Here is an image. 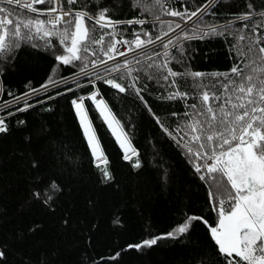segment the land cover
<instances>
[{
    "label": "trees",
    "instance_id": "obj_1",
    "mask_svg": "<svg viewBox=\"0 0 264 264\" xmlns=\"http://www.w3.org/2000/svg\"><path fill=\"white\" fill-rule=\"evenodd\" d=\"M205 2L170 0V5L178 11L185 7L195 10ZM135 3L136 0H77L71 8L87 11L107 7L108 16L115 21H150L143 27L121 23L115 31L128 41H133L137 33L147 40L145 31L153 37L162 35L160 22L134 7ZM248 3L254 11H264V0H218L210 9L217 15L205 19L223 24L233 14L248 11ZM161 21L180 23L178 18L163 15ZM101 31L106 40L112 39L108 29L97 27L95 35L98 37ZM33 43L38 46L22 44L11 56L0 59L1 101L37 89L50 77L61 79L79 71L78 67H66L55 60L62 51L56 38L51 40V47L39 40ZM235 43L233 36L185 42L183 53L170 49L181 61H173L170 67L179 72L230 73L240 62ZM87 82L89 78L82 80L80 87L72 85L58 91L59 96L55 95L58 92L50 95L54 99L46 96L31 101L33 106L27 111L15 109L10 111L14 115L6 114L8 131L0 133V251L4 253L0 264H227L208 226L201 222H194L184 235L167 238L188 216H202L213 226L218 219L209 202L208 185L194 171L185 148L164 131L166 128L175 134L177 125L183 126L188 120L184 113L193 111L189 105L199 104L194 82L177 78L179 90L189 93L186 100L165 99L176 89L162 86L163 81L150 79L144 73L136 81L139 94L129 86L131 78L117 80L126 87L125 93L103 81ZM203 83L214 81L206 77ZM96 89L138 152L131 161L123 159L124 152L112 129L86 99L85 107L108 161L111 180L102 175L104 163L97 167L71 104L72 99L91 95ZM137 159L142 164L139 169L132 166ZM53 182L59 191L52 201L43 203V194L50 191ZM37 191L42 193L40 199L34 196ZM155 237L165 238L150 248L129 247Z\"/></svg>",
    "mask_w": 264,
    "mask_h": 264
},
{
    "label": "snow or ice",
    "instance_id": "obj_2",
    "mask_svg": "<svg viewBox=\"0 0 264 264\" xmlns=\"http://www.w3.org/2000/svg\"><path fill=\"white\" fill-rule=\"evenodd\" d=\"M76 3L77 0H0V59L11 56L22 44L37 47L33 43L36 40L51 47V40L56 38L62 46V51L55 55V60L60 65L78 67L79 73L89 78V83L103 81L119 93H125L127 89L117 80L131 78L132 84L129 86L139 94L141 89L136 88V81L144 73L150 79L158 78L163 81L162 86L176 89L169 92L165 99L186 100L190 98L189 93L179 90L177 78L192 80L198 91L199 104L189 105L193 111L184 113L188 120L183 126L177 125L175 134L166 128L164 131L179 146L185 148L194 171L208 185L209 202L216 210L218 219L213 226L202 216H188L174 232L167 234V238L186 234L193 223L198 221L208 226L210 235L227 264H264V32L260 31L264 29V11H254L253 5L248 3V11L233 14L225 23L219 24L209 23L205 19L206 16L217 15L216 12L209 11L215 7L213 0L198 4L195 10L185 7L183 11L172 8L170 0H136L134 7L142 8L154 21L160 22L162 35L153 37L150 32L145 31L143 34L148 37L147 40L141 39L137 33L133 41H128L115 38V29L121 23L129 26L139 24L143 27L150 21H115L108 16L107 7H93L87 11H73L72 8L65 7ZM38 5L46 7L41 9ZM162 15L178 18L184 23L161 21ZM64 17L69 19L64 20ZM89 21L92 23L89 24ZM237 22H242L240 27H235ZM97 27L100 30L108 29L107 35L112 39L106 40L103 31L97 37ZM165 36L168 37L167 40L164 39ZM216 36L235 37L240 62L231 68L230 73L208 74L190 70L179 72L170 67L173 61L181 63L171 54L170 49L183 53L185 42ZM245 41L247 43H243ZM118 44L126 46V50H119ZM157 44L163 49L162 52L157 49ZM93 45L99 46L98 49ZM128 53H133V56L129 58ZM118 57L125 59L121 62ZM157 73L160 74L158 77ZM206 77H211L214 83H203ZM58 82L50 77L41 88L47 90ZM80 86L77 84V87ZM40 90L34 88L31 92ZM67 91L71 92L73 89L68 88ZM55 95L59 96L61 93ZM99 95L97 90L91 95L72 99L71 104L97 167L103 162L105 167L101 169L102 175L105 180H111L106 167L108 161L100 148L85 100L91 101L114 135V124L119 126L120 122L116 120L106 101L97 98ZM54 98L55 96H48L49 100ZM15 99L19 100L21 97ZM32 106L27 104L16 111L24 112ZM14 114L9 112L7 115ZM157 123H160L158 118ZM161 127L163 128L162 124ZM7 131L5 117L0 116V133ZM116 139L124 152L125 161H131L132 156L138 157V152L126 133L116 135ZM132 166L139 169L142 164L137 159ZM49 188L50 191L45 190L43 194L42 202L46 204L59 191L55 182ZM41 195L39 191L34 193L37 199ZM163 238L165 237L146 239L129 247L137 250L150 248ZM3 256L4 253L0 251V257Z\"/></svg>",
    "mask_w": 264,
    "mask_h": 264
},
{
    "label": "built area",
    "instance_id": "obj_3",
    "mask_svg": "<svg viewBox=\"0 0 264 264\" xmlns=\"http://www.w3.org/2000/svg\"><path fill=\"white\" fill-rule=\"evenodd\" d=\"M218 0H213V3L216 4ZM25 2H29V0H25ZM72 5H65L66 8H71ZM41 9L45 8L46 6H37ZM73 10V9H72ZM73 11H77V10H73ZM44 18V17H42ZM69 17H64V20H68ZM180 22V21H179ZM184 23V22H182ZM179 31V30H177ZM116 36L115 38L117 39H121V40H125L120 34H118L116 31ZM172 35H175L174 33ZM165 40L168 39L167 36L164 37ZM157 49H159V44L156 45ZM117 48L121 51H125L126 50V46L124 45H120L118 44L117 45ZM133 56V53H128V57L131 58ZM125 59V57H118V60L119 61H123ZM115 61H110V63H114ZM90 70H91V67H90ZM74 76H80L82 80L84 79H87L88 77L84 76L83 74H72L70 76H67L65 77L66 79H60L58 80L59 82L55 85H51L47 90H44L42 89L41 87L37 88V89H41L39 92H27V93H31L30 95H21V96H18V97H21V99L17 100L15 98L13 99H10L8 101H1L0 100V116H3V117H6V114L10 111H14L15 109L17 108H20V107H24L25 105L27 104H30L31 101H34L38 98H42V97H46V96H50V95H53L55 94L56 92L60 91V90H63L67 87H69L70 83H72L73 81L77 80V79H80L78 77H74ZM97 81V80H96ZM96 81H94L93 84L96 83ZM89 83V82H87ZM85 83V84H87ZM69 85V86H68ZM97 91V89L95 90ZM98 99H101V94L97 97Z\"/></svg>",
    "mask_w": 264,
    "mask_h": 264
},
{
    "label": "rangeland",
    "instance_id": "obj_4",
    "mask_svg": "<svg viewBox=\"0 0 264 264\" xmlns=\"http://www.w3.org/2000/svg\"><path fill=\"white\" fill-rule=\"evenodd\" d=\"M209 11H210V10H209ZM182 22H183V21H180V23H182ZM182 24H183V23H182ZM76 74H79V75H80L79 71L76 72ZM74 77H78V78H80V79H77V80L73 81L72 83H70V84H69L70 86H72V85L75 86V85H77V84H80L81 81H82V79H81L80 76H74ZM57 80H60V79H57ZM69 85H68V86H69ZM29 92H31V91H29ZM114 127L116 128V135H121L122 133H124L123 130L121 129L120 125L117 126V125L114 124ZM116 135H115V136H116ZM122 138H124L123 135H122ZM100 163H103V162H100Z\"/></svg>",
    "mask_w": 264,
    "mask_h": 264
}]
</instances>
